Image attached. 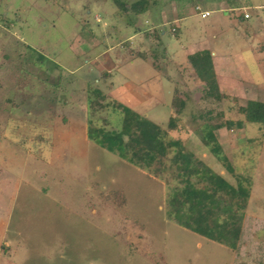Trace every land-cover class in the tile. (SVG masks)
Returning a JSON list of instances; mask_svg holds the SVG:
<instances>
[{
    "label": "rangeland",
    "instance_id": "1",
    "mask_svg": "<svg viewBox=\"0 0 264 264\" xmlns=\"http://www.w3.org/2000/svg\"><path fill=\"white\" fill-rule=\"evenodd\" d=\"M116 1L0 0V264H258L251 259L264 245V127L238 109L264 101V11L251 0L208 19L197 11L178 24V38L171 5L195 2L148 0L168 21L151 40L140 32L149 14H122ZM244 12L252 20L237 23ZM190 44L228 62L229 79L219 78L228 99L206 98L181 67ZM94 89L107 95L102 104L115 100L164 130L174 119L170 137L233 186L236 177L203 145L202 125L209 111L243 122L218 135L236 175L253 183L244 253L169 217V199L182 187L174 170L157 177L89 140V120L122 126L112 108L90 107Z\"/></svg>",
    "mask_w": 264,
    "mask_h": 264
},
{
    "label": "trees",
    "instance_id": "2",
    "mask_svg": "<svg viewBox=\"0 0 264 264\" xmlns=\"http://www.w3.org/2000/svg\"><path fill=\"white\" fill-rule=\"evenodd\" d=\"M116 3L120 13H132L137 16L145 14L151 5L148 0L131 5L121 0H117ZM152 35L148 34L149 39L156 40L158 35L155 33ZM143 54L138 52L137 55L144 57ZM150 55L156 56L153 51ZM181 67L195 74L203 85L206 98L214 103H221L229 98L221 91L214 57L210 50L188 56ZM91 93L90 96L97 98L94 101L90 98V107L93 110L112 108L122 116V126L117 131L109 130L106 127H94L92 120H89L87 132L89 140L110 154L157 177H162L171 169L174 170L172 178L178 180L182 187L176 188L169 199L172 208L169 217L180 226L209 241L224 245L237 254L244 253L249 240L243 212L248 207L253 183L250 178L236 175L234 164L225 154L218 135L224 128L232 129L235 126L241 128L243 122L224 120L223 112L215 114L214 111H209L202 125L203 145L231 175L236 177L237 185L233 186L194 154L188 152L181 142L170 137L171 132L179 129L174 119L170 120L168 129L164 130L139 112L115 100L102 104L107 100V95L102 90L94 89ZM238 112L244 116L246 123L264 127V101H248L247 106L240 107ZM258 255L259 259L251 260L264 264L263 244L258 246ZM249 256L252 257V254Z\"/></svg>",
    "mask_w": 264,
    "mask_h": 264
},
{
    "label": "crops",
    "instance_id": "3",
    "mask_svg": "<svg viewBox=\"0 0 264 264\" xmlns=\"http://www.w3.org/2000/svg\"><path fill=\"white\" fill-rule=\"evenodd\" d=\"M193 1L195 2L194 4H196L195 9L192 8V6L186 7V6H180L177 4L171 5L173 9V13H174V16H173L174 21L172 22L171 26L173 27L172 29H175L174 32L176 35H178L181 31L178 24L182 20L188 19L189 17H191L193 13L196 14L197 11L201 12V14L206 13V12L209 13V16L207 18H204V19H208L212 17L213 14L214 15H224V13H230L233 10L240 8L239 6L241 5V3H248L247 0H201L200 2L199 1L197 2V0H193ZM252 1L254 2L255 10L264 11V2L262 3L261 0H251L250 2L252 3ZM156 6L157 5L155 4L150 5L148 11H146L145 13V14H149V20H147V24L150 26L148 29L144 31H140L141 33H143L145 38L148 37V34L152 35L154 32H157V30H161L163 26L168 25V21L166 20L167 18L166 13L162 12L160 14L156 12L155 10ZM246 14L250 15L247 12H244V14L242 13V15L237 18V23L241 24L245 21L252 20L251 15H250V18L246 19L245 18ZM163 35L165 36L166 33L163 32ZM178 38H179V35H178ZM150 39L153 40V38H150ZM191 45L193 44H190L189 46L186 45L183 48L184 49L183 52H185L187 57L197 52H200V51L210 50L212 52V56L214 57V66H215V70L218 76V81L221 76L223 78L229 79L227 67L230 65L228 64V62H226V60L223 59V57L218 58L219 55L217 54L216 50L210 47H207V46H204L203 49L193 50ZM179 69H182V68H179Z\"/></svg>",
    "mask_w": 264,
    "mask_h": 264
},
{
    "label": "built area",
    "instance_id": "4",
    "mask_svg": "<svg viewBox=\"0 0 264 264\" xmlns=\"http://www.w3.org/2000/svg\"><path fill=\"white\" fill-rule=\"evenodd\" d=\"M201 15L203 18H207L209 16V13L206 12V13H202ZM245 18L248 19V18H250V16L248 14H246Z\"/></svg>",
    "mask_w": 264,
    "mask_h": 264
}]
</instances>
